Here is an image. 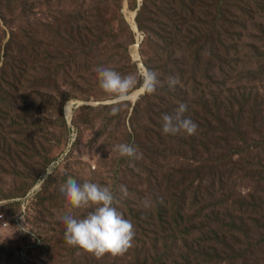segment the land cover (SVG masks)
I'll list each match as a JSON object with an SVG mask.
<instances>
[{"label":"rangeland","instance_id":"rangeland-1","mask_svg":"<svg viewBox=\"0 0 264 264\" xmlns=\"http://www.w3.org/2000/svg\"><path fill=\"white\" fill-rule=\"evenodd\" d=\"M101 1L89 10L99 17L96 28L104 30V43L60 63V56L50 58L41 45H56L50 39L55 19L62 24L60 18L73 12L78 0H25L24 7L0 3L5 16L0 18V74L12 73L4 57L9 41L28 47L19 83L5 85L14 95H0V215L7 222L0 223V264H264V0H190L198 14L195 39L169 40L166 33V39L152 42L132 28L135 22L138 27L135 12L143 0H121V14L114 0ZM153 1L156 7L180 4ZM255 2L262 6L255 9ZM241 6L247 9L243 13ZM218 7L223 20L218 11L211 22ZM236 10L240 14L231 28L228 20ZM122 15L139 47L125 34ZM166 15L171 17L168 10L159 11L157 23L152 14L145 17L154 36L171 24ZM220 41L227 47L219 51L221 64L212 44ZM139 58L161 83L154 94L128 101L113 115L112 99L99 87L94 69L139 73ZM169 77L180 83L169 88ZM214 100L225 108L220 116L226 125H216L204 107ZM179 103L187 105L185 117L198 125L196 134L162 133V115L173 113ZM118 143L135 146L142 157H120L112 151ZM69 177L113 191L115 206L134 226L126 253L96 259L65 243L62 217L71 211L80 218L91 210L70 208L60 191ZM120 185L128 190L122 199ZM252 197L258 199L249 204ZM146 198L149 208L143 207ZM176 202L184 204L181 218L174 214L178 206H171ZM158 208L193 230L175 234L182 227L166 228L159 245L151 246L148 224L154 222L142 211ZM230 216L235 226L228 223ZM225 225L233 227L227 234ZM148 249L159 251L162 259L147 257Z\"/></svg>","mask_w":264,"mask_h":264},{"label":"clouds","instance_id":"clouds-1","mask_svg":"<svg viewBox=\"0 0 264 264\" xmlns=\"http://www.w3.org/2000/svg\"><path fill=\"white\" fill-rule=\"evenodd\" d=\"M139 62V61H138ZM99 87L112 99L111 114H117L121 105L128 101H139L145 95L154 94L160 85L158 74L147 68L141 67L139 73L122 75L113 68L98 66L94 69ZM180 83L178 77H169L168 86L174 88ZM187 105L179 103L171 114L161 117V130L165 135L196 134L198 125L190 118L185 117ZM112 151L120 157L140 159L142 153L127 143H118ZM133 166L134 165H130ZM61 193L66 197L71 209H91L80 218L69 211L62 217L65 226L64 240L68 246L76 247L100 259L106 254L113 257L123 255L132 247L135 236L132 222L125 219L115 206L117 197L107 186L85 181L78 183L69 177L60 187ZM121 199L127 197L128 190L120 185ZM143 207H151V201L145 199ZM161 203L163 201L161 200ZM25 230V227L23 228Z\"/></svg>","mask_w":264,"mask_h":264},{"label":"trees","instance_id":"trees-1","mask_svg":"<svg viewBox=\"0 0 264 264\" xmlns=\"http://www.w3.org/2000/svg\"><path fill=\"white\" fill-rule=\"evenodd\" d=\"M6 3L12 4L14 2H17L18 4H22V6L24 7L26 5L25 0H6ZM22 1V2H21ZM107 1V0H104ZM219 1V0H218ZM5 2V0H1V5ZM102 1L101 0H83L81 3H79L78 0V4L75 7L73 12H69L63 15L62 19L63 23L61 24L60 20H58L57 18L55 19L56 22V33L55 35H53L52 37L54 38H50L55 40V46L51 45H47L44 42H41V44L44 43L45 46L41 45V47H43L45 50H43V52H45L47 56H49L50 58H55L56 56H60L61 59H56L57 63L60 62H66L67 59L70 61H74V57H79L82 54H87L91 51V49L93 47H99L101 46V44L104 43V40L102 39L101 34L104 33V30L96 28L99 24V17L94 16L92 14L93 7L90 5L91 4H100ZM223 2V1H220ZM114 3L117 5L118 11L119 13L122 10V3L121 0H118V4H117V0H114ZM167 5H170V7H161L160 5L156 7V4L153 0H143L142 5L140 6V9L137 13V17L135 18L137 23H138V29L140 32H143L144 34L148 35L150 38V41L152 42L153 37H157L160 40H164L166 39L168 36H171L169 38V40L172 39H176L178 38L179 35H181V39H185L186 41L190 40V39H195L194 37L197 36V25L199 23H195L197 22L196 20H194L196 17H198L197 12L193 10L192 5L193 3H190V0H180V4L178 6H174L173 2H167ZM225 6V5H223ZM236 9V5H233ZM252 6L255 7V9H258L262 6V4L260 3L258 5V2H255L254 5L252 4ZM88 7V8H87ZM90 8V10H89ZM158 8V9H157ZM221 7H218V9L214 10V15L213 17H211V22L213 21V19L215 18L216 14L218 11H220ZM242 9H244L243 11H241ZM252 8H249L248 12L250 13ZM162 12H166V10L169 11V14L171 17H166L171 21L170 25L165 24V27H162L161 29H159L162 33V35L160 36H154L156 34L155 30H152L151 28H149L148 26L145 25L144 19L146 16L149 15H153V17L156 19V23H157V17H158V12L161 11ZM241 13H243L245 10H247L245 7L243 8V6H241L240 9H238ZM236 10L234 12V14H230V18L228 20L231 28L233 26L234 23L237 22V15L240 14V12ZM96 11V9H95ZM121 14V13H120ZM218 14H222V10L218 13ZM211 15V16H212ZM157 16V17H156ZM4 14L2 12H0V18H2V20H4ZM222 20H223V14L221 16ZM122 19H124L123 15H122ZM125 23H126V32H125V28L123 30L122 35L124 36V32L125 34L129 35L131 37L130 42L131 43H135L137 42L136 40V34H134L133 30L130 29L129 25L127 24L126 20L124 19ZM211 22H209L211 24ZM195 23V24H194ZM209 26V25H208ZM211 27V26H210ZM168 28V29H166ZM170 29H173V31L170 32ZM213 29V28H211ZM132 30V31H131ZM195 30V31H193ZM177 33V36L171 33ZM167 33L168 36H165V34ZM260 33L263 35L264 34V29L263 27L260 28ZM218 35H221V31L218 32ZM120 36V37H123ZM180 39V42L182 43ZM197 42V40H194ZM215 41L217 42V40L215 39ZM35 41L32 40L33 43ZM40 42V41H38ZM103 42V43H102ZM144 42V41H143ZM183 42H185L183 40ZM216 42L212 43L215 47H214V51L216 54H218L217 58L215 59L217 61V63L221 64L222 62V58L224 55H220L219 51L220 49H225L227 48L226 46H224V43L222 41H220L219 43L216 44ZM98 44V45H96ZM123 42L120 43V45H118V47H123ZM191 44V43H190ZM171 45V43H170ZM54 48L53 50L51 49ZM13 48L17 49L16 54H14ZM28 47L24 46L23 44H20L18 42H13V41H9L6 44V48H5V53H4V57L5 59H7V64L10 68L9 70L12 72L10 73V75H8V73H4L0 74V95H7L9 97H12L14 94L10 92L9 88H6V84L7 86L11 85L13 88H15L18 83V77H19V72H22V67L25 66L24 60L22 58V55H25L27 53V49ZM30 49H33V46L29 47ZM51 49V50H50ZM257 48H255L256 50ZM69 51H71V55H69ZM67 53V54H66ZM65 54L67 56H65ZM131 61V59H130ZM139 64V62H137ZM62 68L65 67V65H61ZM137 67V66H136ZM2 69V67L0 68ZM150 69V68H149ZM152 70V69H151ZM194 73H196L195 71H193ZM1 73V71H0ZM66 76L69 77V74H65ZM11 83V84H10ZM19 88H17L18 90ZM78 89V88H77ZM84 91V90H83ZM217 96L221 98L222 92H216ZM232 98H236L234 96H232ZM204 105V104H203ZM211 106L214 107V109H211ZM206 110H208V113L210 114V116L214 119V121L217 123L216 125L218 126H222L223 123V119L221 115V111L224 110L225 108L222 109V106L217 103L215 100L214 102L207 104L205 103ZM0 112H3V110L0 109ZM169 112V111H168ZM226 125V123H225ZM201 128V127H200ZM208 150V149H207ZM195 153H198L197 151ZM188 173V172H187ZM189 174V173H188ZM259 183V182H258ZM258 199L255 197H252L250 199L249 204L256 202V200ZM261 201V200H260ZM259 201V202H260ZM245 204H247V202H245ZM244 204V205H245ZM171 206H178V209L173 211L175 212L174 214H177L178 217L181 218V211L182 208L184 207L183 203H173ZM215 206V205H214ZM258 207H261V205H259ZM147 211V210H146ZM146 211H142L144 214V217H146V215L149 217L150 215V219L154 222V224L149 223L148 225L151 227V230H149L150 233V237L151 240H154V242L152 241V245L151 246H156L159 245L158 244V239H161L162 237V233H166V228L170 229V232H173L175 227L177 228H181V230H179L178 232H176L175 234L178 233H182V234H189L193 228L192 227H185V225H183L178 219H176L173 214L170 215L168 212H166L164 209H157V211H153V213L150 212H146ZM183 218V217H182ZM218 219L216 218L215 221H217ZM156 221L158 223V225H156ZM177 221H179L180 223H177ZM229 224L232 225H236V223L233 221L232 216H230L229 220H228ZM227 223V224H228ZM185 224V223H184ZM225 224V223H222ZM240 224V223H239ZM229 225H225L226 229L225 232L227 231ZM240 227V226H238ZM229 229H233L232 226H229ZM220 230V228H219ZM221 231V230H220ZM240 231V230H239ZM188 232V233H187ZM224 231H221V235H223L224 238H226ZM241 232V231H240ZM227 234V232H226ZM229 235V234H228ZM234 239L236 240V237H234ZM143 247H146V245H143ZM148 247H146L145 249H147ZM147 251V257H149L150 259H162V255L159 251H154L152 252L151 249L146 250Z\"/></svg>","mask_w":264,"mask_h":264},{"label":"water","instance_id":"water-1","mask_svg":"<svg viewBox=\"0 0 264 264\" xmlns=\"http://www.w3.org/2000/svg\"><path fill=\"white\" fill-rule=\"evenodd\" d=\"M139 7H140V5H139ZM136 15H137V11L135 12V17H136ZM132 28L137 32V34H140L139 33V30H138V27H137V24H136V22H135V28L132 26ZM142 38V37H141ZM140 43H141V41L140 42H137L136 44H137V47H139V45H140ZM135 46V45H134ZM134 59L136 60V58L134 57ZM139 66L140 67H144V65H143V63H142V61H141V59L139 58ZM138 61V60H137Z\"/></svg>","mask_w":264,"mask_h":264},{"label":"built area","instance_id":"built-area-1","mask_svg":"<svg viewBox=\"0 0 264 264\" xmlns=\"http://www.w3.org/2000/svg\"><path fill=\"white\" fill-rule=\"evenodd\" d=\"M3 216L0 215V223L3 224V227L7 226V222H5L2 218Z\"/></svg>","mask_w":264,"mask_h":264},{"label":"bare ground","instance_id":"bare-ground-1","mask_svg":"<svg viewBox=\"0 0 264 264\" xmlns=\"http://www.w3.org/2000/svg\"><path fill=\"white\" fill-rule=\"evenodd\" d=\"M131 19H132V18H131ZM134 57H135V58L138 57V54H137V56H134Z\"/></svg>","mask_w":264,"mask_h":264}]
</instances>
